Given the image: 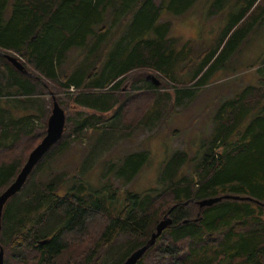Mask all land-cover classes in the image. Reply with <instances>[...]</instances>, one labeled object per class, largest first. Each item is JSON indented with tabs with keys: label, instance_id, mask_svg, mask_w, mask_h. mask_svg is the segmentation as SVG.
Returning a JSON list of instances; mask_svg holds the SVG:
<instances>
[{
	"label": "trees",
	"instance_id": "obj_1",
	"mask_svg": "<svg viewBox=\"0 0 264 264\" xmlns=\"http://www.w3.org/2000/svg\"><path fill=\"white\" fill-rule=\"evenodd\" d=\"M197 1L0 0V51L20 59L33 74L0 57V195L46 135L53 102L51 96L48 104L47 96L75 89L67 97H56L66 114L63 137L4 208V264H100L101 250L111 248L113 258L115 242L125 236L127 252L117 251L111 263L123 264L146 245L166 215L172 226L137 264H264V58L256 67V83L217 109L211 139L190 175L182 173L188 154L176 151L161 170V188L128 193L118 208L83 180L60 195L58 189L67 181L64 174L48 181L37 176L89 129L107 131L113 125L130 134L162 119L164 96H156L147 111H127L121 88L129 74L150 69L181 85L179 78L194 65L191 82L206 86L209 76L226 65L264 20V0H212L210 14L220 15L227 27L208 58L196 57L193 46L178 48L180 41L170 36L171 23L162 15H184ZM192 96L191 90L177 89V104ZM40 99L43 105L36 107ZM68 102L92 114L75 111L70 116ZM29 106H35L31 113L26 112ZM109 119L115 121L107 126ZM149 160L147 152L132 153L115 174L129 183ZM225 196L242 199L198 205ZM74 247L85 249L62 262Z\"/></svg>",
	"mask_w": 264,
	"mask_h": 264
},
{
	"label": "rangeland",
	"instance_id": "obj_2",
	"mask_svg": "<svg viewBox=\"0 0 264 264\" xmlns=\"http://www.w3.org/2000/svg\"><path fill=\"white\" fill-rule=\"evenodd\" d=\"M214 3L212 0H198L191 10L181 16L169 12L163 13L162 20L171 23L170 36L178 38L180 41L178 48L189 44L193 46L196 57L204 55L206 59L210 52L219 46L227 23L222 20L220 15L210 14L212 8H215ZM76 54V51L72 52L67 62ZM263 58L264 20L255 27L226 65L209 76L206 86H195L191 82L192 74L197 69V66L194 65L187 68L184 76L179 78V81L182 82L181 85L165 80L150 69L132 72L125 78L121 88L129 102L127 111L130 113L135 109H141V113L147 111L153 106L156 96H164L161 102L162 107H160L163 111L162 119L154 120L146 126L137 127L130 134L114 130L113 125H111V130L107 131L89 129L85 136L77 140L65 155L53 162L49 168L38 173L37 176L43 181H48L54 176L64 174L67 181L58 189L60 195L66 194L75 182L83 180L108 205L118 208L122 206L128 193L145 194L159 189L161 170L168 157L176 151L188 154L189 161L183 166L182 173L190 175L211 139L217 109L225 101L234 98L246 86L256 83L258 76L256 67ZM68 64L66 63L65 66ZM149 76H155L161 81V85L154 89L147 88L149 84H153L151 80H148ZM177 89L191 90L193 96L187 97L177 104ZM74 91V88L70 89V92ZM70 92L57 91L54 96L49 94L45 101L50 103L52 97H67L71 94ZM11 101L14 105L19 103L13 99ZM53 102L48 106L50 115ZM68 103L69 106H66V109L70 116H73L75 111H81L84 115L92 114L85 108H78L73 103ZM42 105L41 99L36 102V107ZM29 108L31 109H28L27 113H31L35 106H29ZM110 117L111 115L108 118ZM114 121V119H109L104 124L109 126ZM126 123L133 124L134 122ZM135 152H147L150 160L133 181L125 183L117 178L115 170L121 167L128 155ZM127 240V237L121 236L115 242L116 249L113 250V258L117 257L116 253L119 250L121 253L127 252L125 244ZM83 249L85 247L71 248L64 254V260L59 259V261H66L70 256ZM110 249L101 250L100 264L112 263Z\"/></svg>",
	"mask_w": 264,
	"mask_h": 264
},
{
	"label": "water",
	"instance_id": "obj_3",
	"mask_svg": "<svg viewBox=\"0 0 264 264\" xmlns=\"http://www.w3.org/2000/svg\"><path fill=\"white\" fill-rule=\"evenodd\" d=\"M0 57L6 58L18 71L26 75L33 76V74L28 72L21 60L17 57L7 55L2 51H0ZM148 80H151L156 86L161 85V81L158 80L155 76H149ZM53 101L52 112L47 122L46 136L44 137L42 142L30 153L25 166L21 170L16 180L0 195V238L2 232V216L6 204L13 196L18 194L22 190L36 165L42 160V158L52 148V146L60 141V139L63 137L66 124V114L63 108L59 105L56 98H53ZM231 198L236 200L242 199L240 197L232 196L217 197L200 201L198 202V205L200 208L211 207L214 204L222 201L223 199ZM172 224L173 220L169 217V215H166L163 220L159 222L156 227V231L152 234L150 240L146 243V245L132 253L123 264H137L138 261L146 254V252L155 245L157 239L163 234V232L167 228L172 226ZM42 243H45V241ZM4 256V249L1 247L0 264H4Z\"/></svg>",
	"mask_w": 264,
	"mask_h": 264
}]
</instances>
